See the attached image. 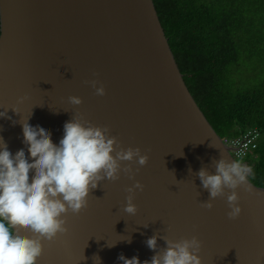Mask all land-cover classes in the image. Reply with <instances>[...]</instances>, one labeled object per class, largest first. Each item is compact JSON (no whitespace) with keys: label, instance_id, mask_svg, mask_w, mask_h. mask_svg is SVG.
<instances>
[{"label":"water","instance_id":"obj_1","mask_svg":"<svg viewBox=\"0 0 264 264\" xmlns=\"http://www.w3.org/2000/svg\"><path fill=\"white\" fill-rule=\"evenodd\" d=\"M0 31V137L13 155L23 148L31 162L20 121L48 129L58 145L64 123L82 114L149 157L144 166L123 162L139 168L132 179L121 171L100 181L87 207L67 213L68 232L43 241L38 264H122L121 253L143 264L166 247L162 236H196L202 264H264V187L248 177L250 190L237 189L236 219L227 216L230 189L211 209L200 203L210 193L195 173H214L221 151L238 159L190 91L154 0H0ZM92 79L104 96L85 83ZM70 96L83 103L71 105ZM136 180L144 189L132 215L124 206ZM157 232L158 248L149 249Z\"/></svg>","mask_w":264,"mask_h":264},{"label":"clouds","instance_id":"obj_2","mask_svg":"<svg viewBox=\"0 0 264 264\" xmlns=\"http://www.w3.org/2000/svg\"><path fill=\"white\" fill-rule=\"evenodd\" d=\"M85 83L95 89L97 96L106 94L105 87L98 80ZM24 99L20 97L18 102ZM68 102L76 106L82 104L83 99L70 96ZM6 110L0 112V117L6 115ZM12 110L18 113L15 108ZM27 121L20 123L31 162L23 148L13 155L0 137V264H38L44 254L43 241H53L58 234L68 232L67 213L79 214L87 207L90 192L100 181H116L121 171L132 179L139 168L134 170L131 163L123 162L144 166L149 159L140 147H123L117 137L111 135L110 126L94 125L83 120L82 114L73 115L64 123L58 145L53 143L48 129L32 126ZM210 166L215 169L214 173L208 170V166H202L195 173L202 187L210 193L208 200L200 202L202 207L211 209L215 198L224 196L226 189H230L226 194L227 216L229 219L238 218L242 206L237 189L243 186L250 190L247 181L252 168L240 160L229 159L222 151L221 158L213 159ZM30 172L34 173L31 182ZM189 173L192 174L191 168ZM143 189L139 180L127 187L126 213H137L134 194ZM158 236L159 232L146 240L149 249L158 248ZM160 238L166 242V247L143 264H202L199 255L202 242L196 236L178 240L167 236ZM126 239L131 242L130 237ZM93 257L100 261L99 256ZM118 259L122 264H141L138 257L126 258L123 253Z\"/></svg>","mask_w":264,"mask_h":264},{"label":"trees","instance_id":"obj_3","mask_svg":"<svg viewBox=\"0 0 264 264\" xmlns=\"http://www.w3.org/2000/svg\"><path fill=\"white\" fill-rule=\"evenodd\" d=\"M154 2L185 81L217 133L260 131L255 154L239 159L264 187V0Z\"/></svg>","mask_w":264,"mask_h":264},{"label":"built area","instance_id":"obj_4","mask_svg":"<svg viewBox=\"0 0 264 264\" xmlns=\"http://www.w3.org/2000/svg\"><path fill=\"white\" fill-rule=\"evenodd\" d=\"M260 135L261 133L258 129H250L240 136L222 137V139L232 148L231 151L236 158H245L255 154L259 145ZM243 164L247 165L245 162Z\"/></svg>","mask_w":264,"mask_h":264},{"label":"rangeland","instance_id":"obj_5","mask_svg":"<svg viewBox=\"0 0 264 264\" xmlns=\"http://www.w3.org/2000/svg\"><path fill=\"white\" fill-rule=\"evenodd\" d=\"M238 160H240L241 162H242V159H239V158H237Z\"/></svg>","mask_w":264,"mask_h":264}]
</instances>
